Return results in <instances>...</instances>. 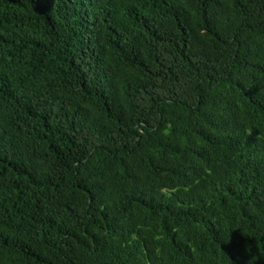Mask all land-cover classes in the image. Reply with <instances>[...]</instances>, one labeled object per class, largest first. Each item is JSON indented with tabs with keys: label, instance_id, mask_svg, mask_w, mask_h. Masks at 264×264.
<instances>
[{
	"label": "trees",
	"instance_id": "trees-1",
	"mask_svg": "<svg viewBox=\"0 0 264 264\" xmlns=\"http://www.w3.org/2000/svg\"><path fill=\"white\" fill-rule=\"evenodd\" d=\"M0 264H264V0H0Z\"/></svg>",
	"mask_w": 264,
	"mask_h": 264
}]
</instances>
